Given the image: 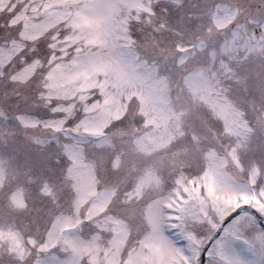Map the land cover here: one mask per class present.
I'll list each match as a JSON object with an SVG mask.
<instances>
[{
  "label": "snow or ice",
  "instance_id": "1",
  "mask_svg": "<svg viewBox=\"0 0 264 264\" xmlns=\"http://www.w3.org/2000/svg\"><path fill=\"white\" fill-rule=\"evenodd\" d=\"M121 6H129L131 15H117L114 9ZM240 7L245 18L225 23L233 9L224 0H0V93L5 104L21 93L44 97L42 89H51L57 71L87 81L73 94L72 115L67 114L69 106L52 100L35 112L48 130L42 147L32 153L29 173V180L39 182L33 190L41 211L35 228L27 232L19 231V222L8 225L3 245L7 264H67L57 252L58 241L49 245L45 238L56 228L60 209L39 192L48 190L46 181L54 174L71 177L79 155L100 139L89 134L92 124L114 100L122 103L129 88L143 90L156 80L155 70L140 55L139 45L150 30L140 23V10L163 26L165 21L183 22L195 9L199 18L186 27L204 38L180 47L202 53L215 73L218 68L243 71L253 53L264 55V0H243ZM186 55L181 52L180 61ZM123 122L121 118L108 127ZM247 132L241 118L218 130L217 138L236 154ZM248 155L264 158V140ZM202 171L173 173L157 194L147 238L166 249V256L146 264H264V208L240 202L242 194L264 201V169L242 168L240 179L219 166ZM221 193L224 199L217 198ZM0 240H5L3 229ZM24 249L31 251L30 257L20 254ZM145 251L146 239L137 236L129 254Z\"/></svg>",
  "mask_w": 264,
  "mask_h": 264
},
{
  "label": "rangeland",
  "instance_id": "2",
  "mask_svg": "<svg viewBox=\"0 0 264 264\" xmlns=\"http://www.w3.org/2000/svg\"><path fill=\"white\" fill-rule=\"evenodd\" d=\"M232 9L225 23L234 19L237 10ZM114 11L121 17L131 15L129 6ZM140 12V23L150 27L139 45L140 55L155 70L156 80L143 90L129 88L123 93L122 103L114 100L102 118L92 124L89 134L100 139L79 155L71 177L54 174L46 181L48 190L39 192L60 209L56 228L45 238L49 245L58 241L57 252L67 264H146L162 260L166 249L147 238L149 220L155 218L157 194L173 173L198 169L203 175L219 166L240 179L242 168L251 166L257 172L264 169V158L248 155L264 140V106L257 104L258 93L264 90L260 85L264 80V55L253 53L243 71L233 67L231 71L218 68L213 73L202 53L197 56L193 49L180 47L198 40L199 36L190 34L186 27L199 18L195 9L183 22L165 21L163 26L150 13L145 18L143 9ZM134 20L132 15L130 22ZM181 52H187L183 61ZM51 79V89H42L44 97L21 93L9 105L0 93V229L5 236L0 240V264H7L3 245L9 236L8 225L19 222V231L27 232L35 228L41 211L35 207L33 190L39 182L29 180V173L32 153L42 147L41 140L48 131L27 133L22 129H46L35 115L46 100L69 106L67 114L72 115L73 94L87 84L82 75L62 71L55 72ZM38 87L42 88V83ZM12 94L10 91L7 95ZM261 100L264 105V97ZM254 106L259 111H254ZM121 118L122 124L108 127ZM241 118L246 120L248 132L232 154L217 138V131L235 125ZM257 118L261 122L254 124ZM126 189L131 194L129 203L124 196ZM225 195L217 198L224 199ZM251 196L242 194L240 202L250 201ZM102 210H107L103 217ZM137 236L146 239V251L130 255ZM20 254L30 257L31 251L24 249Z\"/></svg>",
  "mask_w": 264,
  "mask_h": 264
}]
</instances>
